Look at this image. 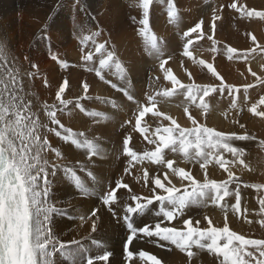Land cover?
Here are the masks:
<instances>
[{
  "label": "snow or ice",
  "instance_id": "obj_1",
  "mask_svg": "<svg viewBox=\"0 0 264 264\" xmlns=\"http://www.w3.org/2000/svg\"><path fill=\"white\" fill-rule=\"evenodd\" d=\"M74 7L81 11H87L84 0H73ZM153 0H139L138 7L142 9V18L137 20L132 16L133 23H138L141 34L149 30L150 7ZM61 5L57 4V8ZM222 9H231L242 18H259L264 20V10H257L246 4L231 0L222 6ZM222 9L212 10L211 30L216 29V21L220 19L217 14ZM56 9H53L55 12ZM167 16L170 20H177V8L173 0H167ZM55 17L50 16L48 23H54ZM203 20L197 22L193 27L183 32V56L193 58L190 46L193 44L192 33L197 34L199 39L203 33L201 31ZM101 36L100 32H92L91 36H86L81 40V44H86L91 40L94 52L100 53L99 67L89 68L95 71V75L110 84L113 89L122 93L127 101L136 105L134 113L135 119H129L121 125H131L132 132H139L149 145L154 146L151 150L140 152L130 147L133 139L131 134L124 136L122 140V155L127 157V166L123 172L130 174L138 164L148 161L155 168H145L142 176H135L137 183L143 182L142 190L147 194L139 195L133 191L129 183L121 176L115 180V187L108 186L105 190L101 188L96 191L90 188L82 180L80 173H87L88 177L97 180V176L90 170L91 158L103 156L104 150L101 146L85 137L83 132H74L71 127H65L58 118V112L62 113L72 101L62 98L68 81L65 79L59 86L55 94L57 103L43 105L42 112L34 111L31 100L26 101L24 86L13 74L11 69H5L0 64V264H56L54 255L59 252L63 257H74L76 252L70 245H78L80 242L72 240L62 242L53 227L52 216L56 208L51 203V193L56 182L67 177L74 183L78 195L83 198L98 197L100 207H93L86 215V219L91 221V232L95 233L101 222L102 208H106L111 217L121 220L126 228L127 235L123 242V252L126 261H132L134 256L139 257L145 264H163L156 255L144 250H137L134 241L138 242L147 239L158 247L166 245L174 246L181 253H185L187 264H194V258H198V252L192 251L193 247L199 251L207 250L211 253L219 264H264V238H246L245 235L238 234L237 231L229 227V212L235 214L241 212V178L236 175L234 169L237 165L247 169L245 163L246 145L236 146L234 142H248L255 139L250 135L244 123L234 121L239 125L242 132L218 131L214 127L202 123L198 116L189 111V107L184 108L187 120L191 122V127H182L175 119L165 113L155 110L157 106V95L164 97L172 96L177 90H183L188 101L207 113L209 104L205 100L212 93L227 92L234 98L230 102L232 108L237 107L236 93L240 88L236 85L225 83L224 78L216 71L212 63L199 60L198 63L206 67L207 71L215 77L218 84L198 85L196 83L183 84L173 74L171 67H166L168 61L172 59H161L159 69L164 73L163 79L171 82V88H166L162 92L148 94L145 103H141L135 94L127 86V70L119 59L116 51L106 47L107 42L97 43L96 38ZM253 45L264 52V44H257V37L249 33ZM212 41L211 51H217L216 41L212 36H208ZM5 48L0 43V57L3 56ZM82 60L93 62L94 52L85 51L81 48ZM227 53L231 59L232 54L237 53L233 47L227 48ZM149 54L157 58L163 55V45L158 44L155 37L150 41ZM247 59L248 53H242ZM194 59V58H193ZM51 60L57 61V55H51ZM62 66L67 67L63 62ZM37 67V65H32ZM115 69L112 72L111 69ZM105 69L109 74L117 76L122 84L112 83L105 78ZM251 75L256 78V84L264 85V76H257L251 71ZM6 73L7 79L3 76ZM37 73L29 72V77H34ZM191 79V73L188 74ZM159 79V77H157ZM47 84V81H45ZM253 84L243 85L245 92L253 88ZM83 90L88 93L89 85L84 83ZM91 99V97H85ZM100 100V97H96ZM197 100L199 103L197 104ZM102 103L106 102L101 100ZM260 105H264V96L251 105L248 109L253 115L264 118V110H258ZM112 106L116 107L115 101ZM75 107L80 108L79 99ZM151 113L154 118L163 117L164 121H170L165 126L159 124L149 135V127L142 126L141 121L147 114ZM98 116L99 113H92ZM46 117V120L44 119ZM53 134L61 141H70L77 148H86L89 160L86 162L76 161L72 163L69 155L55 146L50 135ZM83 137V139H81ZM264 146V140L260 141ZM165 150L171 153H180L185 162L195 163L198 170L203 172L202 177L197 178L191 170L185 167H174V160L166 158ZM224 153L231 155V159H225ZM75 161L76 157L71 156ZM218 165L227 174L226 179H210L208 165ZM250 170V169H249ZM150 171L152 175H150ZM213 173L215 169L212 170ZM158 173V174H157ZM62 174V175H61ZM180 187L173 183L177 179ZM187 182L185 185L184 182ZM99 184V181H98ZM230 185L235 188L230 190ZM245 188H254L257 191L264 189V184H245ZM124 189L126 192H120ZM159 190V192H158ZM235 197V203L230 204L226 197ZM213 206H219L224 213L222 226H213V221L207 215L202 218L192 219L186 213L192 207H207L208 201ZM223 202V203H221ZM260 213H264V195L259 198ZM158 203V209L153 213V206ZM247 209H245V212ZM152 219H148V215ZM136 217H143L142 220ZM85 219V217H81ZM202 220L207 224L201 227ZM176 221V223H172ZM252 223L251 220L248 221ZM264 227V219L259 221ZM182 224V226H180ZM155 238V239H152ZM207 241V243H205ZM96 243L95 240L92 241ZM171 250V249H169ZM112 253L105 250L102 255L95 257L88 256L84 264H96V261H103L108 264ZM72 264H76L75 260Z\"/></svg>",
  "mask_w": 264,
  "mask_h": 264
},
{
  "label": "bare ground",
  "instance_id": "obj_2",
  "mask_svg": "<svg viewBox=\"0 0 264 264\" xmlns=\"http://www.w3.org/2000/svg\"><path fill=\"white\" fill-rule=\"evenodd\" d=\"M197 1L195 0L196 4ZM131 2L133 0H84L87 5V11H81L74 7L73 0H0V43L5 48L3 56L0 57V64L4 65L5 69H11L13 74L21 81L24 86L26 101H32L34 111L42 112L45 103L58 104V101L55 100V94L59 90L60 84L66 79L68 85L62 98L70 100L72 103L67 106L64 112H58V118L61 119V123L65 127H71L74 132H83L85 137L99 144L104 150L103 156L98 155L91 158L90 170L97 176V180L88 177L87 173L78 172V174L81 175L82 180L90 188H95L96 191H100L101 188L106 190L109 185L115 187V180L123 176L124 181L129 183L133 191L143 196L147 194L141 188L143 182L137 183L134 177L142 176L145 168L151 169L158 166L151 165L148 161H145L143 164L136 165L130 174H125L123 169L127 166V157L122 155V140L124 136L131 134L133 139L129 146L140 152L151 150L154 146L149 145L146 140L144 141L143 136L139 132H132L131 125L121 127L129 119L134 121L136 105L127 101L122 93L113 89L110 84H106L95 76L94 70L89 71V68L99 67V59L104 57L100 53L96 55L94 52L93 62L83 61L81 48H84L85 51H94V49L91 50V47L93 48L94 46L91 40H88L86 44H81V40L86 36H91L92 32L98 31L101 33V36L96 38L97 43H102L106 40L107 48L116 51L127 70V86L142 104L146 102L148 94L162 92L166 88H171V82L163 79L164 73L159 69L161 59L172 57L165 66L171 67L173 74L183 84L196 83L198 85H206L219 83L207 71L206 67L198 63L199 60H205L214 65L216 71L224 78L226 83L235 85L237 82L242 81L239 79L240 77L237 78L239 73L248 81L256 79L251 75L249 69L256 72L257 76L264 73V56L257 55V53L254 57L250 55L251 58H248L244 62L245 64L241 62V65H246L247 69L243 66L240 68L241 65L238 64L240 65V70H238L234 54H232L230 59L227 48L222 52V50L218 49L217 44V51L213 53L211 51L212 41L208 40V36L211 35L216 42L218 40L219 42L228 41L226 43L222 42L224 46H233V44L239 46L241 43L237 41L236 37H233L231 28H226L229 29L227 33L219 32L220 29L222 30L225 27L220 21L216 23V29L213 32L211 23L208 22L210 23L209 25L205 21L206 19L202 17L204 12L208 10H198L193 7L186 11L185 3L178 10L180 13H177V20H170L167 15H164L165 13L157 14V10L153 12L156 15L151 16L152 13L150 14L149 30L146 33L141 34L140 28L142 26L138 23H133V21L130 22L133 23V28L129 30L126 27L129 22L128 24L126 23L123 13L126 6L129 3L131 4ZM57 4L61 6L57 8ZM161 7L164 8V6ZM53 9H56V11L53 12ZM126 13L127 11L125 15L128 14ZM140 15L142 16V13ZM50 16L55 17L54 23H48ZM140 18L137 17V20ZM130 20L132 19L130 18L128 21ZM201 20H204L201 29L203 35L197 39L196 33L191 34L193 44L190 46V50L194 59L185 57L183 56V44L185 42L182 38L183 33L177 35L176 28L181 27L185 32ZM122 21L124 22L123 24ZM248 25L253 26H251V34L262 40L264 30H261V23L258 18L249 21ZM102 31L108 33L109 36H104ZM249 33L247 32L245 37H249ZM153 37H155L158 44L163 45V55L159 58L149 54L150 41ZM222 46L220 45L219 47ZM243 47L245 48L241 44V48ZM53 54L57 55V61L51 60V55ZM61 62L66 64L67 67H63ZM34 64L37 67H32ZM237 70L239 73H237ZM111 71L115 72V69L113 68ZM29 72L37 74L34 77H29L27 75ZM189 73H191V79H189ZM104 75L112 83H117L118 85L124 83L117 76L109 74L108 69H105ZM3 78L7 79L6 73ZM45 81H47V84H45ZM84 83L89 85L87 94L83 90ZM258 89L259 87L257 86L256 90ZM244 92L242 94H245ZM182 93L183 90L178 89L176 93L169 97L157 95L155 110L171 116L182 127H191V122L187 120V116L184 114L185 107H189V111L198 116L202 123H206L218 131L242 132L244 130L239 129V125L234 123V121H239L245 124L247 132L254 137L256 132L264 126V118L255 116L248 111L256 99L245 96L247 99L240 102L242 98L241 92L237 93V97L235 95L237 100L236 108L230 106V102L234 97L227 92L210 94L209 97L205 98L209 104L206 114L197 108L196 105L191 104L186 95ZM252 94L247 93L249 96H252ZM85 97H91V99ZM96 97L101 99L97 100ZM78 99L84 111L75 107ZM101 100L106 102L102 103ZM113 101H115L116 107L112 106ZM198 103L199 100H197ZM260 110L264 109L261 108ZM92 113H99V115L93 116ZM44 119L46 120V117ZM169 123L170 121H164L163 117L154 118L151 113L147 114L141 121L142 126L147 125L149 127V135L159 124L167 126ZM49 135L51 140L55 142V146L60 147L62 152L70 154L69 160L72 163L89 160L86 148H77L70 141L64 142L53 134ZM252 144L253 140L234 142L236 146L246 145L245 163L249 167L245 169L237 165L234 169L236 175L240 178L245 176L250 178L251 174L254 173V167L251 164L249 152H247ZM165 153L166 158L174 160V167H185L186 170L193 171L197 178L202 177L203 172L198 170V165L185 162L182 154L171 153L169 150H165ZM72 155L76 157L75 161L71 160ZM224 156L225 159H231V155L228 153H224ZM208 168L210 179L227 178V174L218 165L210 164ZM213 169H215L214 173ZM150 175H152L151 171ZM173 183L180 187L178 178L174 179ZM184 183L187 185L186 181ZM234 188L235 185H230V190ZM119 191L126 192L127 190L121 189ZM249 194L250 199L248 197ZM253 196L249 190L245 189L241 194V212L235 214V219H233L234 214L229 212V227L237 231L238 234L245 235L246 230L252 225L254 219L258 217L255 213L257 209H260V205L257 203L255 211ZM225 200L230 204L235 203L234 196L226 197ZM51 203L56 208L52 220L58 238L65 243L72 240L80 242L78 245H70V248L76 252L74 257H63L57 252L54 255L56 264H72L73 260H75L76 264H84L88 256L102 255L105 250L112 253L108 264H145L144 261L139 259L138 255L134 256L132 261L125 260L123 242L128 233L123 226V222L111 217L107 213L106 208H102V211L98 213V215H101V222L97 232H91V221L86 219V215L91 208L100 207L98 197H80L74 183L67 177H63L62 180L56 182L52 190ZM157 209L158 203L153 206V213ZM245 209H247L246 212ZM146 215H148L149 220L152 219V215L147 213ZM186 215L192 219L202 218L207 215L213 221V226H222L224 220L223 211H221L219 206H213L210 200L207 207H192ZM81 217H85V219H81ZM136 219L142 220L143 217H136ZM249 220L252 221L251 224L248 223ZM172 223L175 224L176 221ZM206 224L207 221L202 220L200 226L203 227ZM93 240L96 243H93ZM133 247H135L137 252L142 249L156 255L163 264H187L186 254L181 253L174 246L158 247L153 243L147 242V239H142L138 242L134 241V245L130 246V250ZM192 251L198 252V258H194V264H219L206 249L199 251L193 247ZM96 264H106V262L96 261Z\"/></svg>",
  "mask_w": 264,
  "mask_h": 264
},
{
  "label": "rangeland",
  "instance_id": "obj_3",
  "mask_svg": "<svg viewBox=\"0 0 264 264\" xmlns=\"http://www.w3.org/2000/svg\"><path fill=\"white\" fill-rule=\"evenodd\" d=\"M136 1L133 0V2H131V4L129 3L128 6H126V8H125V12L127 11L128 14L127 13L126 14L129 17L127 15H125V12L123 13V16H125L124 18H125L126 23L128 24V22H129V24H130V25L128 24L126 26L127 28H129V30L133 28L132 27L133 26V23H130L132 20L128 21L132 17V15L133 16H136V17H141L142 18V16L140 15V13H142V9H140L137 6L138 0H136ZM229 1H231V0H209V1L208 0H198L197 1V4H196L195 3V0H173L175 6L177 8V11L181 9L182 5L184 6V3L186 4V7H187L186 11L190 10L193 7H195L198 10L199 9H207L208 11L207 12H204V14H203L204 16H202V17H203V19L204 18L206 19L205 21L207 23L210 22L211 24H212V19H213L212 18V15H211L212 14V9L213 8L214 9H222V6L224 4H226V3H228ZM237 2L238 3L246 4L249 7L255 8L257 10H264V0H237ZM157 4H159V5H157ZM155 5H157V6L155 7ZM160 5L161 6H164V8L161 7ZM127 7H129V8H127ZM155 11L158 12L157 14L165 13L164 15H167V0H153V5L150 7V14L152 13L151 16L156 15L155 13H153ZM182 12H185V11H182ZM209 12H210V14H209ZM177 13H180V12L178 11ZM218 13L217 14L220 16V19L217 20L216 23H218V22L221 21V23L225 25V27L222 30L220 29L219 32H221V33H227V32H229V29L231 28L230 30L233 33L232 35H234L233 37H236L237 41L245 46V48L244 47L241 48V44L239 46H235L233 43H231V44H233V46L225 45L226 46L225 47L224 44H222V42H224V41L219 42V40H218L216 42V44L218 46V49L222 50V52L224 51V49H226L228 47H233V48L238 47V48H236L237 49V53L234 54V56H235V62L237 63L236 66L238 67V70H240L239 69V66L242 64L241 62L244 63L245 61H247L248 58H251V56L252 57L256 56V53H257V55L264 56L263 55L264 52L260 51L258 48L256 49V51H254L255 53L251 52L252 53L251 54L249 50L250 49H253V48H256V46L253 45L250 36L249 37H245L247 35V32H250L251 33V29L253 27L252 25H248L249 21H251V20H253L255 18H252V19L242 18L239 14L234 13L231 9H222V10L218 11ZM208 18H209V21H208ZM258 20L261 23V25H260L261 26V30H264V24H263L264 21L261 20V19H259V18H258ZM262 21H263V23H262ZM123 23L124 22L122 21V24ZM210 23H208V24L210 25ZM202 27H203V25H202ZM226 28H229V29H226ZM176 31H177V35H179V33H183L184 32V30H182L181 27L176 28ZM102 33H103L104 36H106V35L109 36V34L108 33H105L104 31H102ZM219 38H223V37H219ZM263 41H264V36H263L262 40L261 39H257V44H264ZM226 42H228V41H226ZM226 42H224V43H226ZM219 44L221 46L222 45L223 46L222 47H219L220 46ZM107 46L108 45H106V47ZM93 49H94V47L93 48L91 47V50H93ZM258 50H259V52H257ZM240 51H242V52H240ZM247 52H248V57H247V59H244L243 55H241V54L242 53H247ZM98 54L99 53H96V55H98ZM236 58L238 59V61H237ZM239 58H240V60H239ZM238 62H240V63H238ZM238 64H240V65H238ZM244 64L241 65L240 68H242V66L246 68L247 66L244 65ZM248 69H249V67H248ZM238 70H237V73H239ZM239 74L237 75V78L240 77L239 79H241L242 81L241 82H237L235 85H237L240 88V92H241V95H242V98H241L240 102L242 100H244V99L249 98V97H253L254 99H256V100H254V103H256L260 99L261 96H264V85L256 84V79L255 80L248 81L244 76L239 75ZM258 76H264V73H262L261 75H258ZM253 81H255V82H253ZM225 83H226V81H225ZM245 84H253V85H255L253 88H250L248 90L249 92L247 91V93H251V94L253 93L252 96L247 95V93L243 91V86L242 85H245ZM257 86L259 87L258 90H256ZM252 89H253V91L254 90H256V91L253 92ZM250 90H251V92H250ZM243 92L245 94H242ZM236 97H237V93H236ZM260 106H259L258 110H260L261 108L264 109V105H260ZM254 137H255V139L253 140V144L251 145L252 147L250 146V148L247 151V152H249V158L251 160V164L254 167V173L251 174L250 178L249 177H246V176L243 177V178H241V180H240L241 181L240 182V187H241V194H242V192L245 189H247V190L250 191V193L252 195H254L253 196L254 198H252V200H253V203H254V206H255L254 208H255V211H256L257 203H259L258 202L259 201V198L261 197V195H264V189H261L260 191H257L254 188H245L244 185L245 184H264V146H261L260 145V141L264 140V126L259 131L256 132V134H255ZM248 197L250 199V194H249ZM255 215L258 216V217L256 219H254L252 225L246 230V232H245L246 238H253V239L264 238V227H262L260 225V223H259V221L261 219H264V213H260V209H257Z\"/></svg>",
  "mask_w": 264,
  "mask_h": 264
}]
</instances>
